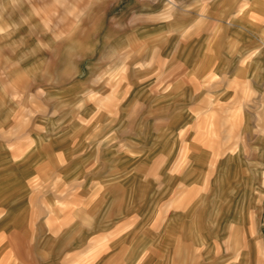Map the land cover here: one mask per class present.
I'll return each mask as SVG.
<instances>
[{
	"label": "rangeland",
	"instance_id": "obj_1",
	"mask_svg": "<svg viewBox=\"0 0 264 264\" xmlns=\"http://www.w3.org/2000/svg\"><path fill=\"white\" fill-rule=\"evenodd\" d=\"M0 264H264V0H0Z\"/></svg>",
	"mask_w": 264,
	"mask_h": 264
},
{
	"label": "bare ground",
	"instance_id": "obj_2",
	"mask_svg": "<svg viewBox=\"0 0 264 264\" xmlns=\"http://www.w3.org/2000/svg\"><path fill=\"white\" fill-rule=\"evenodd\" d=\"M256 179V178H255Z\"/></svg>",
	"mask_w": 264,
	"mask_h": 264
}]
</instances>
